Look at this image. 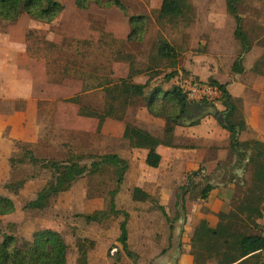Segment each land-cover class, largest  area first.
<instances>
[{"label":"rangeland","instance_id":"rangeland-1","mask_svg":"<svg viewBox=\"0 0 264 264\" xmlns=\"http://www.w3.org/2000/svg\"><path fill=\"white\" fill-rule=\"evenodd\" d=\"M57 1L63 11L53 24L33 21L26 15H22L16 24L0 21V34H8L15 42L24 41L29 57L25 68L39 97L36 111L26 114L33 116L37 123V131L27 143L42 159L63 161L70 155H82L81 164L89 165L91 159L88 156L115 154L128 162L115 205L116 209L129 215L128 245L133 258L126 257L117 242L121 215L100 223H86L82 217L106 209L108 191L114 188L112 176L82 178L69 191L51 200L43 211L25 210L24 205L35 198L49 176L39 172L17 194L8 193L4 185L10 179L34 174L30 167L20 169L15 176L11 174L8 158L15 150L13 144L9 155L6 152L0 158V195L13 201L15 211L0 217L1 224H14L16 235L25 240L45 228L59 232L69 245L67 264H75L78 238L95 242L94 249L88 254V264H113L116 251L120 252L119 264H184L181 259L188 255V240L195 221L201 215L213 217L219 211H227L237 192L234 184L228 182V173L221 168L230 166L234 160L228 147V134L211 115L214 111L222 112L223 106L216 103L213 109L201 107L199 114L193 113L182 119L174 130L175 147L158 148L160 165L151 169L144 163L145 152L130 149L122 138L125 123L162 138L163 120L149 114L142 103L130 108L123 121L107 118L97 131L95 119L78 116V106L64 100L81 96L86 106L101 110L104 104L102 91H84L85 84L98 82L88 76L117 80L127 78L133 69L140 72L132 77L137 83L145 82L153 72H158L152 86L161 83L166 74L175 73L164 88L172 84L181 86L189 92V101L198 100L189 91L194 83L213 78L228 83L230 94L241 100L247 126L239 140L263 141L264 77L255 74L252 68L264 51V0H242L239 7L252 47L242 56L243 73L232 70L241 55V47L233 37L234 21L226 13L224 0H191L194 20L188 27L179 28H160L155 24L153 12L159 8L161 0H120L127 15L115 7L91 6L88 10H79L73 0ZM71 6L77 11L71 10ZM142 15L148 19L144 35L138 41L127 39L131 30L128 17ZM160 36L176 46L180 57L175 68L162 65L150 71L148 56ZM82 41L85 43L78 44ZM64 67L71 70L67 76ZM74 69H78L84 79L76 75ZM12 107L18 109L19 106L5 105L0 110ZM194 123L198 124L191 126ZM242 175L244 181L250 180L248 169ZM207 182L214 189L203 201L198 193ZM186 186L188 190L184 189ZM134 187L148 192L154 201H133ZM159 206L163 207L164 215ZM259 225L264 232V217Z\"/></svg>","mask_w":264,"mask_h":264},{"label":"trees","instance_id":"trees-1","mask_svg":"<svg viewBox=\"0 0 264 264\" xmlns=\"http://www.w3.org/2000/svg\"><path fill=\"white\" fill-rule=\"evenodd\" d=\"M226 13L234 21L233 37L241 47V55L232 65L236 73H243L242 56L248 53L252 47L249 37L244 30V21L240 16L239 7L242 0H224ZM79 10H88L91 6L100 8L115 7L124 15L127 9L120 0H73ZM63 6L57 0H0V21L16 24L22 15H26L33 21L45 24L53 22L62 13ZM155 24L164 28L188 27L194 20V5L191 0H161L158 9L153 12ZM148 19L145 16H130L128 23L131 27L127 39L138 41L145 33ZM85 43L84 41L78 44ZM52 47L55 44L50 43ZM180 52L176 46L170 44L162 36L152 46L148 56V69L153 71L160 66L175 68L178 64ZM130 63L133 60L126 57ZM133 65L131 66V68ZM64 75H69V68H63ZM76 75L81 76L78 69H74ZM252 71L264 77V51L255 62ZM132 70L127 78L113 80L104 76H88L97 80L95 85L85 84L84 91L100 89L104 96V104L101 110L86 106L81 96L65 99L64 102L78 106L77 115L80 117L95 119L96 130L99 131L107 118L123 121L128 110L139 103L154 118L164 122L163 136L158 138L148 131L131 123H125L122 138L130 149L145 152L144 163L148 168L156 169L160 165L161 156L158 148H173L174 130L180 125L182 119L189 118L193 113L201 112V107L213 109L216 103H220L224 110L214 111L211 115L218 125L227 132L229 149L234 155L230 166H221L228 173V182L234 184L236 194L232 197L229 209L219 211L213 215V226L206 219H200L193 225L192 234L188 240V254L192 258V264H264V232L259 221L264 217V140L250 139L240 141L239 136L246 130V121L242 112L241 100L234 98L228 91V83H220L213 78H208L204 83H194L195 86L207 85L216 88L219 92L217 98L207 101L205 98L198 100L188 99V91H184L179 85L169 83L175 73L166 74L163 81L152 86L153 79L158 72H153L145 82L137 83L132 80L139 74ZM203 109V108H202ZM11 113L8 110H1ZM217 113V117L214 114ZM194 123L191 126H195ZM12 155L8 158L11 174L15 176L20 169L30 167L34 174L29 177L13 180L10 179L4 188L8 193L17 194L25 183L39 172L48 174L49 180L36 193L34 199L23 207L30 211H43L48 208L50 201L69 191L80 179L109 174L114 181V188L108 191V201L105 210L94 211L91 214L82 215L86 223H100L109 218L122 216L119 223V235L117 242L121 251L128 258L133 254L128 245L127 224L129 215L125 211L116 209L115 197L122 185L128 171V162L115 155L88 156L91 159L89 165L81 164L84 156L70 155L68 159L57 161L54 159L38 158L31 149V144L13 140ZM249 170L250 180L244 181L243 171ZM241 174H237V172ZM214 173V172H213ZM17 176V175H16ZM191 178V176H190ZM194 188V184L191 185ZM184 189L188 190V186ZM214 186L209 182L198 193L203 201L209 197ZM135 202L154 201L151 195L140 187H134L131 192ZM183 208V207H182ZM159 210L164 215L163 207ZM15 205L6 196L0 195V217L14 213ZM14 224L2 225L0 221V264H67L69 245L64 237L57 231L49 228L38 230L31 235L30 240L19 238L16 235ZM95 247V242L86 238H78L75 242V264H88V254ZM114 263L119 264L120 252L113 256Z\"/></svg>","mask_w":264,"mask_h":264},{"label":"crops","instance_id":"crops-1","mask_svg":"<svg viewBox=\"0 0 264 264\" xmlns=\"http://www.w3.org/2000/svg\"><path fill=\"white\" fill-rule=\"evenodd\" d=\"M71 10L77 11L74 6H71ZM28 63L29 57L26 54L24 41L15 42L8 34L1 33L0 107L5 105H18L19 107L18 109L10 108L8 111L11 113L0 110V158H2L3 153L6 154L7 152L9 155L13 140L29 142L30 137L37 131V123L34 117L26 115L27 113L31 114L34 109L36 111V103L39 99L31 76L25 68ZM245 121L247 125L246 118ZM200 219H206L211 226L215 224V218L209 215H201L195 222ZM181 261L184 264H192V258L189 254L184 256Z\"/></svg>","mask_w":264,"mask_h":264},{"label":"built area","instance_id":"built-area-1","mask_svg":"<svg viewBox=\"0 0 264 264\" xmlns=\"http://www.w3.org/2000/svg\"><path fill=\"white\" fill-rule=\"evenodd\" d=\"M189 91L191 96L196 99L205 98L212 100L219 95L218 90L210 86H193Z\"/></svg>","mask_w":264,"mask_h":264},{"label":"water","instance_id":"water-1","mask_svg":"<svg viewBox=\"0 0 264 264\" xmlns=\"http://www.w3.org/2000/svg\"><path fill=\"white\" fill-rule=\"evenodd\" d=\"M206 109H208V108H206ZM214 116L217 117V113H215Z\"/></svg>","mask_w":264,"mask_h":264}]
</instances>
